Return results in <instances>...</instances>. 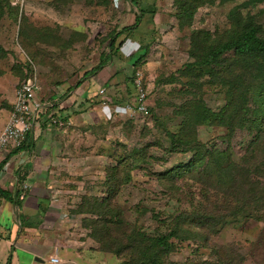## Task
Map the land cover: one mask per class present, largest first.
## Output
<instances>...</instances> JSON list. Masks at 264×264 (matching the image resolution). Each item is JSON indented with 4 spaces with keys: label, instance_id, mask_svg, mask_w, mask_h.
Returning <instances> with one entry per match:
<instances>
[{
    "label": "rangeland",
    "instance_id": "rangeland-1",
    "mask_svg": "<svg viewBox=\"0 0 264 264\" xmlns=\"http://www.w3.org/2000/svg\"><path fill=\"white\" fill-rule=\"evenodd\" d=\"M254 30L264 0H0V131L36 74L66 123L38 142L62 140L47 225L81 264H264V54H214Z\"/></svg>",
    "mask_w": 264,
    "mask_h": 264
},
{
    "label": "crops",
    "instance_id": "crops-1",
    "mask_svg": "<svg viewBox=\"0 0 264 264\" xmlns=\"http://www.w3.org/2000/svg\"><path fill=\"white\" fill-rule=\"evenodd\" d=\"M108 81L105 78L104 82ZM88 85L89 81L82 87L83 93H87V99L92 98L90 101L97 102L98 98L89 94ZM42 98L47 100L44 96ZM57 104L58 101L51 106L54 108ZM61 107L66 106L62 104ZM52 112L55 113V110L52 109ZM63 113L71 125L81 116L79 111L71 114L69 110L64 109ZM46 116L42 117L44 121L47 120ZM44 121L40 123L43 124ZM41 124L35 125L32 130L31 147L11 156L1 168L0 189L8 198L0 196V264H52L49 259L54 255L59 259L57 264H81L85 254H79L80 252L72 247H65V238L61 233L59 234L54 226L50 229L47 225L48 221L54 218L52 215L57 216V211L51 209V204L47 201L45 189L49 187V178L45 177L43 171L49 167L45 166L47 162L52 163L54 160V142L60 144L62 140L51 138L50 147L48 143L38 145L40 137L43 139L47 136L45 131L50 134L49 128H56L49 124L43 128ZM8 152L9 150L1 154L0 162ZM56 159L59 160V157ZM23 184L29 187L25 192L22 190Z\"/></svg>",
    "mask_w": 264,
    "mask_h": 264
},
{
    "label": "built area",
    "instance_id": "built-area-1",
    "mask_svg": "<svg viewBox=\"0 0 264 264\" xmlns=\"http://www.w3.org/2000/svg\"><path fill=\"white\" fill-rule=\"evenodd\" d=\"M39 82L36 74H30L24 78L19 86L14 90L11 110L3 129L0 131V156L3 152L11 148L21 146L26 135L39 124L41 115H47L50 125L56 128H64L65 122H62L52 112L51 103L38 96ZM135 93L122 105L124 112L130 117L134 115H147V94L144 90L142 78L139 73L135 74L133 80ZM105 90H100L104 93ZM2 169H0V174ZM27 188L23 184L22 190ZM49 262L57 264L59 259L54 255L50 257Z\"/></svg>",
    "mask_w": 264,
    "mask_h": 264
},
{
    "label": "trees",
    "instance_id": "trees-1",
    "mask_svg": "<svg viewBox=\"0 0 264 264\" xmlns=\"http://www.w3.org/2000/svg\"><path fill=\"white\" fill-rule=\"evenodd\" d=\"M125 30H129V28H125L124 30H121V31H125ZM121 31L118 32V33L116 32L115 33L116 36L111 38V40L109 42V47L110 48L113 47L115 38L122 34ZM257 32H258L257 30H254L252 33H249V32L244 33L235 42H232V43H229V44H224V45H222L220 47H217L214 50V54L215 55L221 54V51H223V49L227 50L230 47L234 48V53L236 55H240V56H244V57H251V56H258V55L260 56V55L264 54V41L259 35H257ZM137 59H139V57ZM101 68H102V65H100L99 67L94 69L93 73H95L96 71L100 70ZM81 84H82V82L79 81V82H77L75 87L77 88ZM143 86H144V90H146L145 84H143ZM10 110H11V108H10ZM10 110H9V112H10ZM41 117H43V115H41ZM39 124H41V123H39ZM48 124L50 125V121L47 119L45 121V123L41 124V126H43V128H44ZM50 126H52V125H50ZM32 130L26 135L25 140L23 141L21 146H19L17 148H11L9 150L8 154L6 155V157L0 162V169L5 165V163L7 162V160L11 156L15 155L16 153H18L21 150H28L31 147L32 132H33ZM198 167H200L199 164H198ZM21 179H23V177H21ZM0 196H2L3 198H8L1 189H0Z\"/></svg>",
    "mask_w": 264,
    "mask_h": 264
}]
</instances>
